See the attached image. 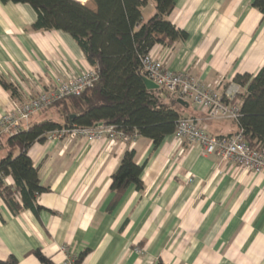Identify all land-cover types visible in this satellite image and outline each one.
<instances>
[{"label": "crops", "instance_id": "crops-1", "mask_svg": "<svg viewBox=\"0 0 264 264\" xmlns=\"http://www.w3.org/2000/svg\"><path fill=\"white\" fill-rule=\"evenodd\" d=\"M75 1L94 9L92 0ZM252 3L176 0L169 21L188 39L151 53L170 70L190 71L220 90L238 74L256 75L264 66V18ZM155 13L148 0L143 21ZM36 19L27 4L0 3V76L38 92L92 69L70 35L33 31ZM20 100L23 95L15 99L0 84V117ZM192 106L185 115L201 120L210 134L238 131L236 123ZM44 119L57 115L40 112L30 123ZM130 149L138 165L146 164L143 189L130 186L111 209L112 176ZM29 156L50 190L38 199L45 210L15 216L0 197V260L41 264L33 254L40 250L54 264H69L89 250L83 264H264V178L224 165L198 146H180L174 135L158 149L139 137L129 147L65 136L35 144Z\"/></svg>", "mask_w": 264, "mask_h": 264}, {"label": "trees", "instance_id": "trees-1", "mask_svg": "<svg viewBox=\"0 0 264 264\" xmlns=\"http://www.w3.org/2000/svg\"><path fill=\"white\" fill-rule=\"evenodd\" d=\"M156 13L146 22L143 9L148 0H92L94 9L75 0H0L3 5L27 4L37 13L33 31H57L70 35L83 51L90 67L99 76L96 84L80 96L55 102L41 113L53 111L57 119L30 123L29 129L12 137H0V149L7 155L0 160V197L13 215L31 211L39 215L45 209L38 204L48 187L41 185L39 168L29 156L35 144H43L49 134L63 127L96 128L113 126L116 132L137 135L158 149L173 136L187 107L176 95L149 90L141 76V58L155 46L170 48L186 41L188 33L169 21L176 0H153ZM252 6L264 18V0ZM234 82L244 88L238 131L253 150L264 151V66L256 75L238 74ZM0 84L13 98L21 95L16 86L0 76ZM190 106V102L186 101ZM40 113V112H39ZM75 116L74 119H71ZM146 164L138 165L136 151L127 150L112 176V209L130 186L143 189L142 175ZM12 177L13 185L5 179ZM89 250L79 254L71 264H83ZM41 264H54L40 250L33 252ZM0 264H18L15 257ZM158 264H165L159 261Z\"/></svg>", "mask_w": 264, "mask_h": 264}, {"label": "built area", "instance_id": "built-area-1", "mask_svg": "<svg viewBox=\"0 0 264 264\" xmlns=\"http://www.w3.org/2000/svg\"><path fill=\"white\" fill-rule=\"evenodd\" d=\"M151 52L141 58V76L157 84L162 92L189 101L199 112L212 119L237 123L242 105V99L238 96L244 94V88L234 80L223 90L207 86L190 71L170 70ZM98 79V73L91 69L67 80H57L47 90L35 92L16 86L23 100L14 101L0 117V137H12L28 130L34 115L64 98L80 96L92 88ZM65 136L70 139L85 137L89 142L108 139L111 144L121 141L129 147L135 145L138 137L116 132L113 126L99 125L92 129L63 127L51 132L48 138ZM174 137L180 146H198L207 155L217 156L224 165L242 168L264 178V151L253 150L240 130L230 136H215L208 132L198 118L184 117L178 121Z\"/></svg>", "mask_w": 264, "mask_h": 264}, {"label": "water", "instance_id": "water-1", "mask_svg": "<svg viewBox=\"0 0 264 264\" xmlns=\"http://www.w3.org/2000/svg\"><path fill=\"white\" fill-rule=\"evenodd\" d=\"M142 80H143L145 86L147 87V89H149V90H158L159 89L157 84H155L151 80L147 79L146 77L142 76ZM178 103L183 105V106L185 105L187 108L189 107L188 103L182 99H179ZM74 118H75V116L71 117V119H74Z\"/></svg>", "mask_w": 264, "mask_h": 264}, {"label": "rangeland", "instance_id": "rangeland-1", "mask_svg": "<svg viewBox=\"0 0 264 264\" xmlns=\"http://www.w3.org/2000/svg\"><path fill=\"white\" fill-rule=\"evenodd\" d=\"M150 2H154L153 0H149ZM245 92V91H244ZM192 104L190 103V109H192ZM58 120V119H56ZM7 155V149L5 147H3L2 149H0V159L5 157Z\"/></svg>", "mask_w": 264, "mask_h": 264}]
</instances>
